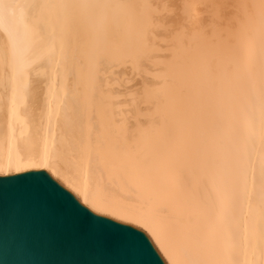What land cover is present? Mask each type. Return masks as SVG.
<instances>
[{"label": "bare ground", "instance_id": "bare-ground-1", "mask_svg": "<svg viewBox=\"0 0 264 264\" xmlns=\"http://www.w3.org/2000/svg\"><path fill=\"white\" fill-rule=\"evenodd\" d=\"M21 168L168 264H264V0H0V170Z\"/></svg>", "mask_w": 264, "mask_h": 264}, {"label": "water", "instance_id": "water-1", "mask_svg": "<svg viewBox=\"0 0 264 264\" xmlns=\"http://www.w3.org/2000/svg\"><path fill=\"white\" fill-rule=\"evenodd\" d=\"M0 264H168L130 219L39 168L0 170Z\"/></svg>", "mask_w": 264, "mask_h": 264}, {"label": "rangeland", "instance_id": "rangeland-1", "mask_svg": "<svg viewBox=\"0 0 264 264\" xmlns=\"http://www.w3.org/2000/svg\"><path fill=\"white\" fill-rule=\"evenodd\" d=\"M107 185V184H106ZM109 185V184H108ZM110 186V185H109ZM138 226H140V225H138ZM142 227V226H141ZM143 228V227H142ZM147 232V231H146Z\"/></svg>", "mask_w": 264, "mask_h": 264}]
</instances>
